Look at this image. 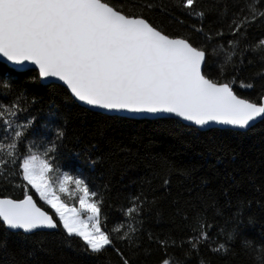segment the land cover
<instances>
[{
    "label": "snow or ice",
    "instance_id": "6c2138e0",
    "mask_svg": "<svg viewBox=\"0 0 264 264\" xmlns=\"http://www.w3.org/2000/svg\"><path fill=\"white\" fill-rule=\"evenodd\" d=\"M198 3L199 0H174L177 8L203 20L212 9L198 7ZM218 6L219 0L213 7ZM154 7L152 3L140 4L137 11L114 0H0V59L11 66L13 74L31 73V81L62 89L72 104L105 120L187 121L190 123L184 127L196 140L215 131L242 137L258 117L264 120V94L256 102L233 90L239 67L245 64L249 52L264 65V36L251 42L248 36L254 26L264 27V0H235L226 25L233 37L227 40V47L223 43L224 26L218 31H205L203 24L193 26L197 33H203V39L197 41L191 34H173L154 22L144 11ZM228 9L225 4L223 19L228 18ZM216 40L221 42L213 44ZM253 62L247 59L248 64ZM213 63L219 67L215 77L210 71ZM228 66L235 74L221 82ZM255 77L264 81V66ZM11 79H0V89L11 91ZM241 86L256 87L254 82H241ZM261 91L264 93V83ZM35 100L33 97L32 103ZM26 102V94L20 92L12 102L0 103V178L19 179L23 188L22 199L0 195V228L25 237L37 230L62 229L68 237L80 238L85 253L99 254L111 248L116 264H137L143 243L138 235L141 229L135 224L142 221L134 219L132 213L142 216L149 203L148 195L141 192L131 197V206L121 209L124 222L111 231L100 219L103 200L96 199L98 192L90 189L82 174L63 173L60 191H67L68 182L74 181L81 193L79 209L64 203L53 187L50 173L67 136L66 129L46 123L49 131L41 142L29 140L36 117L19 119V114L26 111ZM213 122L229 127H208ZM48 136L52 139L41 155L35 149L42 147ZM173 167L167 158L162 161V169H168L169 174ZM180 171L190 174L189 169ZM163 185H170V180L164 179ZM30 189L50 206L51 214L38 206ZM261 191V200L238 201L225 242L218 243L212 251L227 252L239 237L242 247L255 249L257 259L264 264V244L256 245L241 233L244 215L252 203L264 208V185ZM81 211L89 214L87 222L81 218ZM248 221L251 223L254 218L249 217ZM209 227L197 214L193 235L187 237L185 257L198 253L201 244L208 241ZM149 239H153L151 234ZM156 239L165 253L159 264H185L167 252L170 246H176L175 240ZM117 241L124 243L125 248L117 246ZM184 244L182 240L180 246ZM0 251L8 252L6 240L0 243ZM145 251L151 254L150 250ZM11 255V264H28L35 250H25L22 260ZM200 264L206 261L201 259Z\"/></svg>",
    "mask_w": 264,
    "mask_h": 264
},
{
    "label": "trees",
    "instance_id": "16d2710c",
    "mask_svg": "<svg viewBox=\"0 0 264 264\" xmlns=\"http://www.w3.org/2000/svg\"><path fill=\"white\" fill-rule=\"evenodd\" d=\"M123 3L126 9L152 3L151 10L144 9L146 15L173 34H191L197 41L203 39V33H197L193 26L203 24L205 31L211 28L218 31L225 27L223 43L232 35L227 31L235 0H199L198 7L211 8L205 19L188 15L175 6L174 0H114ZM229 6L227 19L222 18L224 5ZM249 41L264 36V27L254 26L248 33ZM216 40L213 44L220 43ZM212 45H210L211 47ZM247 59H253L248 64ZM261 63L249 52L244 65L239 67L233 90L242 98L259 102L264 83L255 74ZM210 71L213 77L219 73L217 63ZM227 75L220 77L221 82L230 80L235 74L228 66ZM27 75H15L12 69L0 62V79L11 76V91L0 89V103L8 104L20 92L27 96L23 107L26 111L19 114L20 120L34 116V127L28 139L35 138L39 144L49 131L46 123L64 126L67 136L55 155L54 170L57 195L68 205H77L81 193L74 181L68 182L67 191H60L59 180L64 172L72 176L82 174L92 191L98 192L97 200H103L101 221L106 230H113L124 222V212L131 206V197L144 192L149 203L144 206L143 214L132 213L134 219L142 223L135 224L141 229L138 234L143 243L136 258L137 264H159L165 255L157 239L175 240L176 246L167 249L168 254L179 257L185 264H261L255 249L242 247L240 238L231 243L227 252H214L212 249L226 240V234L232 227L231 217L240 199L261 200V186L264 185V120L254 124L242 137L228 132L215 131L202 134L199 140L193 139L184 123L158 122L154 119L105 120L83 111L65 98V92L46 87L30 79ZM241 82H254L255 88H245ZM35 97V103L32 98ZM226 129V128H212ZM102 133V134H101ZM48 136L43 146L36 148L41 155L47 147ZM167 158L174 167L162 169V161ZM181 169H189L184 175ZM169 179L170 185L164 186L163 180ZM19 179L0 178V195H11L14 199L23 197V188ZM35 193L34 189H30ZM155 197V203H152ZM37 204L44 210H53L37 194L33 195ZM199 214L210 227L209 239L202 243L198 253L185 257L188 251L187 237L193 235ZM187 216V218H185ZM254 221L249 223L248 218ZM106 221V223H104ZM133 222L132 220L128 221ZM223 229V231H221ZM244 237L256 245L264 244V208L255 202L244 215L241 226ZM123 235V233H120ZM149 234L153 239H149ZM198 234V233H197ZM7 241L8 252L0 251V264H11L12 253L16 260H22L25 250H35L28 264H116L113 250L99 254L85 253L82 241L76 236L68 237L63 230L35 231L34 235L6 233L0 228V243ZM185 241L183 247L181 241ZM122 249L125 244L117 241ZM145 250H150V255Z\"/></svg>",
    "mask_w": 264,
    "mask_h": 264
},
{
    "label": "water",
    "instance_id": "95a60500",
    "mask_svg": "<svg viewBox=\"0 0 264 264\" xmlns=\"http://www.w3.org/2000/svg\"><path fill=\"white\" fill-rule=\"evenodd\" d=\"M0 62H3L2 61V59H0ZM4 63V62H3ZM7 66H9L10 68H11V66L10 65H7ZM122 115H128L127 113H124V114H122ZM260 120H262L261 118H257L256 119V121L255 122H253V125L254 124H256L257 122H259ZM182 123H184V124H188V123H190V122H187V121H182ZM208 127H210V128H228L229 126H227V125H220V124H216V123H211ZM23 198V197H22ZM22 198H20V199H22ZM39 206V205H38ZM46 211V210H45ZM43 231H55V230H51V229H42ZM22 231V230H21ZM37 231H40V230H37Z\"/></svg>",
    "mask_w": 264,
    "mask_h": 264
},
{
    "label": "rangeland",
    "instance_id": "374dc122",
    "mask_svg": "<svg viewBox=\"0 0 264 264\" xmlns=\"http://www.w3.org/2000/svg\"><path fill=\"white\" fill-rule=\"evenodd\" d=\"M50 178L52 180V183H53V187L54 189L56 190L57 189V186H58V183L56 182V176L55 175H50ZM57 192V190H56ZM38 196V194H37ZM39 197V196H38ZM70 207H75L77 209H79L80 205H79V201L77 203V205H69ZM81 218L84 219L86 222L88 221V217H89V214L86 212V211H81Z\"/></svg>",
    "mask_w": 264,
    "mask_h": 264
}]
</instances>
